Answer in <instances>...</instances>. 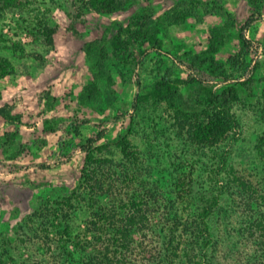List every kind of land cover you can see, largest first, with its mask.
I'll return each instance as SVG.
<instances>
[{
  "label": "rangeland",
  "instance_id": "obj_1",
  "mask_svg": "<svg viewBox=\"0 0 264 264\" xmlns=\"http://www.w3.org/2000/svg\"><path fill=\"white\" fill-rule=\"evenodd\" d=\"M178 1L136 0L124 12L100 18L90 13L83 35H55L53 46L38 30L39 16L47 13L53 24L66 26L76 12L74 0H37L24 11L0 16L4 39L0 55L11 59L15 67L1 81L0 106L14 103L23 119L22 124L11 127V131L17 130L13 142L0 140V264H82L87 255L97 252L93 246L98 244L100 234L92 232V222L100 209L97 206L114 205L123 215L132 197L142 201V209L148 211L144 224L132 231L135 249L126 264H160L159 255L166 253L168 245L164 238H169L175 221H180L181 228L190 224L200 204V192L213 189L222 200L210 220L218 243L216 249L209 250L210 264H264V227L254 223H264V158L256 148L264 133V83L259 82L253 97L233 108L240 127L227 145L230 158L221 187L213 174L214 153L207 148L205 153L201 151L204 154L194 155V147L186 136L178 135L166 108L142 112L133 108L139 91L137 79L141 80L142 90H147L165 73L173 78L196 75L189 67L187 54L208 47L209 30L223 21L220 17L206 14L202 21L190 17L183 25L162 24L161 49L147 43L140 66L134 67L130 60H110L114 85L96 80L101 89L100 101L87 103L80 99L85 85L96 79L95 61L86 54V47L104 33L112 39L120 24L132 25L138 17L147 21L144 17L151 16L160 21ZM223 3L236 22L217 54L225 71L208 82L217 91L242 79V70H233L230 56L241 47L240 26L250 14L249 0ZM247 36L257 50L246 52L248 69L259 60L262 66L255 76L259 80L264 77V13ZM13 41L24 46V55L14 54ZM47 87L56 98L51 105L41 96ZM193 87L186 88V96ZM102 129L106 134L95 145L108 147L99 149L96 158L110 161L102 162L97 169L93 188L81 172L85 161L79 144ZM125 133L135 153L129 157L114 145ZM55 213L65 215L64 222L69 223L75 244L61 241L62 232L51 220Z\"/></svg>",
  "mask_w": 264,
  "mask_h": 264
},
{
  "label": "trees",
  "instance_id": "obj_2",
  "mask_svg": "<svg viewBox=\"0 0 264 264\" xmlns=\"http://www.w3.org/2000/svg\"><path fill=\"white\" fill-rule=\"evenodd\" d=\"M263 1L249 0L250 14L240 26L241 47L234 55L230 56L233 70H242V79H237L219 91L214 88V85L208 83L213 76H219L221 72L225 71L217 54L225 43L227 32L236 22V17L226 11L223 0H217L215 3L204 0H179L166 11L160 21L151 16L144 17L147 21L138 17L132 25L120 24L112 39H109L108 35L104 33L95 43L89 44L85 52L95 61L93 76L96 79L85 85L80 99L87 103L100 101L101 89L96 80H105L109 85H114L115 79L111 71L110 60H130L134 67L140 66L145 56L147 43L161 49L162 41L159 38V33L162 24L183 25L190 17L202 21L206 14H216L223 21L209 30L208 47L205 50H190L187 54L190 61L189 67L194 70L196 75L190 74L187 78H173L170 73H165L155 79L150 89L147 90H142L144 87L141 80L137 79L139 91L135 95L133 108L139 112L144 110L163 111L166 108L178 135L186 136L190 145L194 147V155L204 154L207 148L214 153L211 164L212 168H216V170L213 171V174L216 185L221 187L220 184L224 181L222 173L228 170V159L230 158L227 145L230 144L231 139L236 137L235 134L240 127V120L233 108L253 97L257 92L259 82L264 83V77L259 80L255 77L262 63L256 60V64L248 69L249 62L245 57L249 50L257 53V50L253 48V41L247 36V31L263 17ZM36 2L37 0H1L0 16L14 10L24 11ZM134 4H136V0H74L76 12L68 25L53 24L49 15L45 13L39 16L38 30L45 42L49 46H53L55 35L71 37L83 35L88 28V14L94 13L100 18L104 15L124 12ZM225 16L227 19L224 20ZM134 26L135 28H133ZM3 40V36L0 34V42ZM11 48L16 55L25 54L24 46L19 41H13ZM35 56L43 61L40 55ZM14 69L12 60L0 55V84L3 79L14 72ZM190 85H194V87L186 96L184 91ZM41 96L45 98L48 105H51L56 99L50 87H47ZM110 98L111 91L108 94V99ZM0 100H2L1 86ZM262 112L264 120V86ZM22 120V114L15 110L14 103L1 105L0 140L5 138L9 142H13L17 130L11 131V127L22 124ZM3 125L7 127L3 128ZM105 134L106 129H102L95 137H89L85 142L79 144V148L84 152L85 161L81 172L84 174V181H87V184L93 188L92 184H95L97 169L102 162L110 161V159L96 158V152L99 149L108 147L107 144L101 147L95 145ZM114 145H117V148L119 147L120 152L125 156L129 157L135 154L127 133L122 135ZM256 148L259 155L264 158V133L259 138ZM201 151L204 153L201 154ZM183 181L185 182V178L181 180V182ZM183 188L185 189L184 186ZM198 198L200 204L197 205L193 221L181 228L180 221L176 220L171 228L174 230H171L169 238L168 236L164 238V242L168 245H166V253L162 252L163 254L159 255L160 264H210L209 250L216 249L215 245L218 244L213 237L210 220L217 214L222 197L216 194L213 189L211 192H200ZM141 204L142 201L132 197L128 204L126 203L127 211L123 215H119L114 205L111 207L97 206L100 209L96 212V218L92 222L94 226L92 232L96 233L97 231L100 234L98 244L93 246L97 252L94 255H87L82 264H126L128 262L129 253L135 249L132 231L137 228L138 224H144V219H147L148 210L144 211ZM64 216L62 213L59 215L55 213L51 219L53 226L62 232L61 241L65 245H68L69 242L75 244L71 239L70 225L64 222ZM254 223H257L261 228L264 227L262 220H255ZM81 247L88 251L82 243Z\"/></svg>",
  "mask_w": 264,
  "mask_h": 264
}]
</instances>
